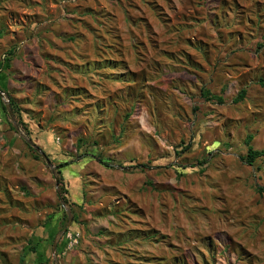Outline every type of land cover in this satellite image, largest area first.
Here are the masks:
<instances>
[{"label":"rangeland","instance_id":"rangeland-1","mask_svg":"<svg viewBox=\"0 0 264 264\" xmlns=\"http://www.w3.org/2000/svg\"><path fill=\"white\" fill-rule=\"evenodd\" d=\"M260 79L264 0H0V264H264Z\"/></svg>","mask_w":264,"mask_h":264},{"label":"trees","instance_id":"trees-1","mask_svg":"<svg viewBox=\"0 0 264 264\" xmlns=\"http://www.w3.org/2000/svg\"><path fill=\"white\" fill-rule=\"evenodd\" d=\"M259 84H261V85H264V79H260L259 80ZM245 93H246V91H245V89H241L238 93H237V95L232 99V102L233 103H237V102H239L240 100H242L243 98H244V96H245ZM202 95H203V97L206 99V100H209V99H215V100H217L218 102H222V98L220 97V96H218V95H214V94H211L208 90H206V89H204L203 91H202ZM9 102H10V105H11V107H12V109L14 108V105H13V102L11 101V99H9ZM1 109L3 110V111H5L6 112V109H5V106H4V104H3V102L1 101ZM252 139V135H247L246 136V143H248L250 140ZM262 156H264V150H256V149H253L251 146H248V148H247V151H246V155H245V157H244V160L246 161V163L247 164H253V162L257 159V158H259V157H262ZM29 249H30V252H35L36 251V247H35V245H31L30 247H29Z\"/></svg>","mask_w":264,"mask_h":264},{"label":"water","instance_id":"water-1","mask_svg":"<svg viewBox=\"0 0 264 264\" xmlns=\"http://www.w3.org/2000/svg\"><path fill=\"white\" fill-rule=\"evenodd\" d=\"M0 97L2 99V102H3L4 106H5V109H6L7 113H8V115H9L11 121H12V124H13L15 130L24 139V141H26L31 147H33L39 153V155L45 160L46 164L50 167V170L53 173L54 172V168H53L52 164L50 163V161H49L48 157L46 156V154L35 143H33L29 138H27L21 132V130L19 129L18 125L15 122L9 99L6 98V96L4 95V92L2 90H0ZM57 185H58V182H57V180H55V186L57 187ZM66 213L68 215V220L70 222L69 212L67 211ZM58 236L55 237V239H54V241L52 243V252H54V250H55L56 242L58 240Z\"/></svg>","mask_w":264,"mask_h":264}]
</instances>
